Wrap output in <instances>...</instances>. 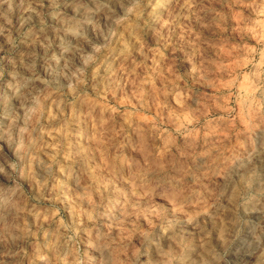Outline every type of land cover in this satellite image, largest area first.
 I'll return each mask as SVG.
<instances>
[{
  "label": "rangeland",
  "instance_id": "obj_1",
  "mask_svg": "<svg viewBox=\"0 0 264 264\" xmlns=\"http://www.w3.org/2000/svg\"><path fill=\"white\" fill-rule=\"evenodd\" d=\"M0 264H264V0H0Z\"/></svg>",
  "mask_w": 264,
  "mask_h": 264
}]
</instances>
